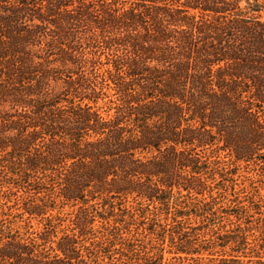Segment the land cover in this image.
Masks as SVG:
<instances>
[{"label": "trees", "instance_id": "trees-1", "mask_svg": "<svg viewBox=\"0 0 264 264\" xmlns=\"http://www.w3.org/2000/svg\"><path fill=\"white\" fill-rule=\"evenodd\" d=\"M0 264H264V0H0Z\"/></svg>", "mask_w": 264, "mask_h": 264}]
</instances>
